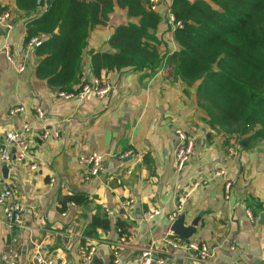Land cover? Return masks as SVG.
Here are the masks:
<instances>
[{
    "label": "crops",
    "instance_id": "1",
    "mask_svg": "<svg viewBox=\"0 0 264 264\" xmlns=\"http://www.w3.org/2000/svg\"><path fill=\"white\" fill-rule=\"evenodd\" d=\"M45 8L26 15L14 0H0V14L9 12L12 23L9 31L0 27V148L7 131L30 127L23 134L28 155L18 159L11 148L7 176L0 161V191L4 185L13 189L9 201L21 205L23 220L9 229L0 204V264L11 252L18 256L15 264H27L37 251L56 264H83L90 247L95 264H114L113 249L120 264H138L148 247L151 264H195L191 251L165 242L181 215L184 225L198 219L188 240L211 249L207 264H264V136L238 137L207 125L196 86L187 87L171 71L169 56L178 46L164 13L159 11L156 30L163 56L158 69L101 71L99 79L111 87L105 97L66 99L36 76V48L26 43L28 22ZM127 22L126 11L114 7L106 24L92 28L81 83L96 78L90 53L110 52L108 39ZM17 62L24 71H17ZM80 88L75 85L73 93ZM177 127L194 141L193 158L181 170L175 165ZM92 152L104 156L103 168L86 179ZM153 211L158 213L148 218ZM94 218L108 220L109 228L89 232Z\"/></svg>",
    "mask_w": 264,
    "mask_h": 264
},
{
    "label": "trees",
    "instance_id": "2",
    "mask_svg": "<svg viewBox=\"0 0 264 264\" xmlns=\"http://www.w3.org/2000/svg\"><path fill=\"white\" fill-rule=\"evenodd\" d=\"M14 1L26 15L37 12V0ZM42 1L46 8L28 22L26 40L43 39L35 73L57 92L73 93L81 84L89 32L106 24L114 7L125 10L129 22L108 39L110 52L90 53L94 77L128 67L154 72L163 64L160 15L148 9V0ZM171 11L183 27L174 30L178 49L169 65L187 87L196 86L207 125L238 137L264 136V0H171ZM96 228H109L108 220L94 218L89 232Z\"/></svg>",
    "mask_w": 264,
    "mask_h": 264
},
{
    "label": "built area",
    "instance_id": "3",
    "mask_svg": "<svg viewBox=\"0 0 264 264\" xmlns=\"http://www.w3.org/2000/svg\"><path fill=\"white\" fill-rule=\"evenodd\" d=\"M147 7L150 11L159 13L162 11L166 18L167 23L172 26L173 31L175 29H181L183 27V23L177 19H175L173 12L171 11V0H148ZM0 27L9 31L12 27L11 16L10 13L5 11L0 14ZM43 39L40 36H34L29 38L26 43L29 47L37 48L42 44ZM7 53V59L10 60V56L8 54V45L5 43L4 45ZM16 69L18 72H22L25 70V66L22 63L16 64ZM111 87L109 84L103 83L101 79L94 78L91 82L83 81L81 83L80 91L76 94L74 93H66V92H58V95L64 97L66 99L77 97L79 99H83L88 94H94L97 97L103 98L110 91ZM20 110V109H17ZM15 111V110H14ZM44 116V112L40 108H36V117L42 118ZM29 125L24 124L20 131L10 130L5 133L4 136V144L0 148V161L3 163L10 162V150L14 148L16 151V157L18 159H24L26 155L29 153V145L24 138V132L29 131ZM48 133H44V137H47ZM174 136L176 140V148H175V165L177 170H181L185 167L193 158L194 155V141L191 137H189L185 130L181 128H176L174 130ZM104 156L99 152H92L87 158V170L85 172V178L95 177L99 174V172L103 168ZM34 168V167H32ZM54 178H51L49 181V185H53ZM226 187H229V184H226ZM14 191L7 185H4L2 190L0 191V204L5 205L4 212V220L9 229L14 227L21 226L23 224L22 220V208L21 205L17 202H10L9 199L13 196ZM129 202L125 203L127 206ZM157 211H153L147 215L148 218L153 217L157 214ZM174 221V219H172ZM124 242V237L120 238V243ZM165 242L171 248H181L187 251H191L192 261L195 264H207L210 257H212L211 249L203 244L198 243L192 240H185L180 238L179 236L171 233L165 238ZM119 246V245H118ZM95 254V248L90 247L83 255V264H89L92 260L93 255ZM112 257L114 264H120L119 253L117 249H113ZM18 259L16 253L11 252L2 256V260L4 264H15ZM153 262V250L151 247L144 249L140 255V261L138 264H151ZM158 263L162 264L163 260L159 259ZM27 264H56L55 260L46 256L41 251H37L32 259Z\"/></svg>",
    "mask_w": 264,
    "mask_h": 264
},
{
    "label": "water",
    "instance_id": "4",
    "mask_svg": "<svg viewBox=\"0 0 264 264\" xmlns=\"http://www.w3.org/2000/svg\"><path fill=\"white\" fill-rule=\"evenodd\" d=\"M37 6L42 7L43 1L37 0ZM246 142H247V138H243V139H241L240 144L245 147ZM14 150L15 149L13 148L12 151H14ZM14 158L15 157H13V164L15 161ZM7 170H8V165L4 163L3 168H2V172H3L4 176H7L6 175ZM197 221H198V219L196 218L190 223V225H184V216L181 215L179 218H177L174 222L171 223L170 230L175 235L179 236L180 238L187 240L193 235V233H195V227L197 225ZM95 262H96V257L93 256L90 264H95Z\"/></svg>",
    "mask_w": 264,
    "mask_h": 264
},
{
    "label": "rangeland",
    "instance_id": "5",
    "mask_svg": "<svg viewBox=\"0 0 264 264\" xmlns=\"http://www.w3.org/2000/svg\"><path fill=\"white\" fill-rule=\"evenodd\" d=\"M178 128V127H177Z\"/></svg>",
    "mask_w": 264,
    "mask_h": 264
}]
</instances>
